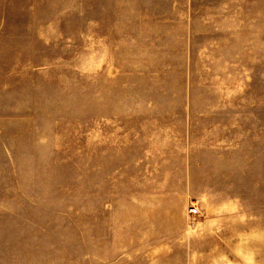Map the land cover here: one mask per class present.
Returning a JSON list of instances; mask_svg holds the SVG:
<instances>
[{"label": "rangeland", "instance_id": "374dc122", "mask_svg": "<svg viewBox=\"0 0 264 264\" xmlns=\"http://www.w3.org/2000/svg\"><path fill=\"white\" fill-rule=\"evenodd\" d=\"M0 264H264V0H0Z\"/></svg>", "mask_w": 264, "mask_h": 264}, {"label": "crops", "instance_id": "0c3cea01", "mask_svg": "<svg viewBox=\"0 0 264 264\" xmlns=\"http://www.w3.org/2000/svg\"><path fill=\"white\" fill-rule=\"evenodd\" d=\"M135 4V8H129V9H120L119 6L117 5H111L110 4H102V5H98V7H94V5L91 6V1H90V14L93 13L94 15L92 16L93 18H96L97 20H103V21H107V20H122L124 18H159L162 19L164 18V15L160 14L163 13L162 10L166 9L167 12V6L163 5L162 7H159L158 10L152 11L150 10H146L143 8V5L140 3H134ZM171 10H173L175 8L174 5H170L169 6ZM168 7V8H169ZM166 17L168 18V15H166ZM103 26L105 28H109V27H120L122 26L121 24H115V25H105L103 24ZM102 26V27H103ZM169 25H165V27H168ZM103 27V28H104ZM138 28V27H137ZM107 33V32H104ZM112 34H116V32H110ZM118 34V33H117ZM166 34V33H163ZM102 36H106V35H102ZM171 36H175V35H171ZM183 36V35H181ZM107 37V36H106ZM158 37V35L156 37H154L153 39H144V40H113L114 42H123V41H129V42H179V41H183V42H188L190 40L188 39H180V40H175V39H156ZM175 37H179V36H175ZM188 38V37H186ZM102 41H106V40H102Z\"/></svg>", "mask_w": 264, "mask_h": 264}, {"label": "built area", "instance_id": "2783aa9c", "mask_svg": "<svg viewBox=\"0 0 264 264\" xmlns=\"http://www.w3.org/2000/svg\"><path fill=\"white\" fill-rule=\"evenodd\" d=\"M188 212L190 213V214H196L197 213V208L196 207H194V206H191V207H189L188 208Z\"/></svg>", "mask_w": 264, "mask_h": 264}]
</instances>
